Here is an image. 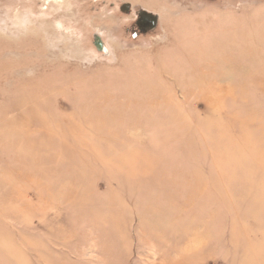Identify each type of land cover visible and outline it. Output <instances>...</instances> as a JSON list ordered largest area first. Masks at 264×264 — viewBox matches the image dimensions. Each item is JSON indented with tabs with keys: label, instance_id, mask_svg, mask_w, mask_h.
<instances>
[{
	"label": "rangeland",
	"instance_id": "obj_1",
	"mask_svg": "<svg viewBox=\"0 0 264 264\" xmlns=\"http://www.w3.org/2000/svg\"><path fill=\"white\" fill-rule=\"evenodd\" d=\"M0 264H264V0H0Z\"/></svg>",
	"mask_w": 264,
	"mask_h": 264
},
{
	"label": "flooded vegetation",
	"instance_id": "obj_2",
	"mask_svg": "<svg viewBox=\"0 0 264 264\" xmlns=\"http://www.w3.org/2000/svg\"><path fill=\"white\" fill-rule=\"evenodd\" d=\"M113 7L115 8V4ZM118 9L122 14H135V20L130 24V26H132L130 35L134 39L142 37L145 34L152 33L158 26V18L146 10L136 12L129 4L120 5L118 6Z\"/></svg>",
	"mask_w": 264,
	"mask_h": 264
},
{
	"label": "water",
	"instance_id": "obj_3",
	"mask_svg": "<svg viewBox=\"0 0 264 264\" xmlns=\"http://www.w3.org/2000/svg\"><path fill=\"white\" fill-rule=\"evenodd\" d=\"M94 47L96 48V50L98 52H103L104 51V42L102 40V38L100 37V35L96 34L94 36Z\"/></svg>",
	"mask_w": 264,
	"mask_h": 264
},
{
	"label": "bare ground",
	"instance_id": "obj_4",
	"mask_svg": "<svg viewBox=\"0 0 264 264\" xmlns=\"http://www.w3.org/2000/svg\"><path fill=\"white\" fill-rule=\"evenodd\" d=\"M106 50V46L104 45V51Z\"/></svg>",
	"mask_w": 264,
	"mask_h": 264
}]
</instances>
